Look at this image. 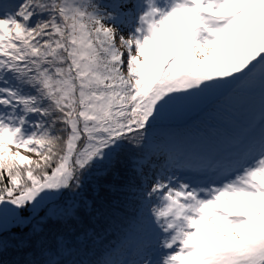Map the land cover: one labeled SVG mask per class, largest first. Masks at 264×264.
Here are the masks:
<instances>
[{
    "label": "snow or ice",
    "instance_id": "snow-or-ice-1",
    "mask_svg": "<svg viewBox=\"0 0 264 264\" xmlns=\"http://www.w3.org/2000/svg\"><path fill=\"white\" fill-rule=\"evenodd\" d=\"M255 84L264 0H0V264H264V113L175 127Z\"/></svg>",
    "mask_w": 264,
    "mask_h": 264
},
{
    "label": "trees",
    "instance_id": "trees-1",
    "mask_svg": "<svg viewBox=\"0 0 264 264\" xmlns=\"http://www.w3.org/2000/svg\"><path fill=\"white\" fill-rule=\"evenodd\" d=\"M250 88H252L255 95L262 93V89L259 84H255L248 88H243V89L229 87V88H224L223 89L224 91L218 90L217 92L213 93L208 98H206L201 103L198 109L188 112L186 115L180 117L175 122V124L181 121H185L187 118L191 117L192 115H195L197 113H202L203 115L209 118L210 117L213 118L216 122L226 123L228 125V128H230L231 126H233V123L230 120H227V118L223 114H221L220 111L214 105H220L221 102H223L226 105L229 104L227 106L225 105L227 108H230L231 106H233L235 108L239 107L243 111H249L253 108V105L256 104V103H253V98L250 97V91H248V89ZM236 91H240V93H243L241 94L243 99H241L239 103H236L231 100L229 102V95L235 94ZM246 92H249L248 95L246 94ZM220 98H223V99L219 100ZM251 99H252V102L250 101ZM226 100H228V102ZM249 115H250V112H249ZM194 123H198V119L195 120ZM175 127L186 137L185 145L191 149L189 151L198 150L202 145L205 146V138L197 130H189V129H184L182 127H177V126ZM211 134L212 135L218 134V136H224L225 129H219V128L214 127L211 131Z\"/></svg>",
    "mask_w": 264,
    "mask_h": 264
},
{
    "label": "rangeland",
    "instance_id": "rangeland-1",
    "mask_svg": "<svg viewBox=\"0 0 264 264\" xmlns=\"http://www.w3.org/2000/svg\"><path fill=\"white\" fill-rule=\"evenodd\" d=\"M221 90H223V89H221ZM224 91V90H223ZM248 91H251V92H254L253 90H252V88H250V89H248ZM241 94H243V93H240V91H236V93L235 94H232V95H229V102H230V100L231 101H234V102H236V103H239V101L241 100V99H243V97L241 96ZM263 95V97H261L262 98V101H260L257 105H260V107L259 108H257L256 109V111L258 112V115L256 116V117H251L249 120H248V122H246V127L244 128V129H241V128H239L238 130H236V131H243V130H247L248 129V127L249 126H252V131L255 133V134H258L259 133V131H260V127L259 126H257L259 123H258V121H260V119H261V115H262V113H264V93L262 94ZM223 98H220L219 100H222ZM251 102H252V99L250 100ZM227 105H229V104H227ZM226 105V106H227ZM221 107H223L222 105H221ZM224 110H226V109H224ZM229 113H230V115H233V116H236V114H235V111H229ZM201 113H198V114H195V115H192V119H194V120H196V119H203V122H205L206 121V118L207 117H205V116H201L200 115ZM240 115H243L241 112H240ZM206 127V126H205ZM234 132V131H233ZM212 148H214V145H212Z\"/></svg>",
    "mask_w": 264,
    "mask_h": 264
},
{
    "label": "bare ground",
    "instance_id": "bare-ground-1",
    "mask_svg": "<svg viewBox=\"0 0 264 264\" xmlns=\"http://www.w3.org/2000/svg\"><path fill=\"white\" fill-rule=\"evenodd\" d=\"M244 127H245V124H244ZM223 144V143H222ZM185 147L188 149V150H191L188 146L185 145Z\"/></svg>",
    "mask_w": 264,
    "mask_h": 264
}]
</instances>
